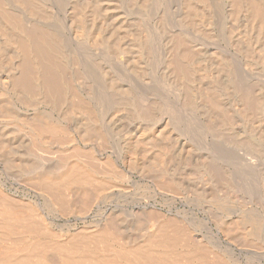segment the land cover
<instances>
[{"label":"bare ground","instance_id":"obj_1","mask_svg":"<svg viewBox=\"0 0 264 264\" xmlns=\"http://www.w3.org/2000/svg\"><path fill=\"white\" fill-rule=\"evenodd\" d=\"M135 116L161 123L145 125L140 120L142 125ZM175 117L183 126H192L189 131L181 130L183 138H192L190 133L210 138L214 149L235 151L243 158L247 154L249 163L256 154L264 157V0H0V121L17 123L28 134L26 140L24 136L20 139L18 128L0 127V162L7 170L26 175L35 170L47 149L48 157L54 151V165L48 164V170L44 167L30 179L48 192V200L61 212L86 215L98 202L97 196L87 187L74 188L76 192L69 187L88 184L98 175L110 182L122 174H137L165 184L170 191L183 190L182 180L187 182L196 171L192 163L197 156L192 146L173 135L181 127H168L167 121ZM74 136L86 145L83 152L77 146H65L70 139L68 144L73 145ZM111 158L117 165L113 166ZM202 160L197 165L206 170L211 161ZM214 166L211 170L215 172ZM216 175H211L213 182L220 180L221 175L219 179ZM196 188L190 193L199 196L202 191ZM219 202L216 207L222 206ZM6 205L3 209L0 205V264H14L11 260L16 256L20 264H40L45 257L36 262L39 259L33 255L44 243L26 239L36 234V225L28 223L29 216L17 207ZM112 215L107 220L112 221ZM223 220L219 219L217 230L225 234L228 222L225 219L223 224ZM145 227L151 235L150 246L156 248L137 249L130 244L126 252L122 247L121 252L115 249L116 254L101 255L96 250L99 247L95 252L90 246L88 250L90 243L85 244L83 237V241L71 240L67 247L63 240L62 264H182L171 253L174 249L168 247L164 230L150 220ZM243 228L238 233L252 238L259 235L257 227ZM6 240L10 244L5 247ZM200 240L194 242L200 244ZM202 250L195 249L198 264H212Z\"/></svg>","mask_w":264,"mask_h":264},{"label":"rangeland","instance_id":"obj_2","mask_svg":"<svg viewBox=\"0 0 264 264\" xmlns=\"http://www.w3.org/2000/svg\"><path fill=\"white\" fill-rule=\"evenodd\" d=\"M163 107L164 106H162L161 108H163ZM163 110L169 111L171 109H169L168 107H164ZM134 118H135V120L138 121V123H140L142 125H144V124L146 125L147 123L150 124V121H151V120H148L146 118H143L144 119L143 120L139 116H135ZM176 119L177 118L175 117L174 119L167 121L168 127H171V124H172V127L173 126L179 127V128L181 127L178 130L179 132L174 130L173 135L180 137L181 141L183 140L182 142H184V141H185V143L187 142L190 146L193 147L192 148V149H194L193 153L196 151L195 153L197 154L196 155L194 153V156L195 157L197 156L195 158V160H196L195 164L196 165L194 163H192V169L194 168L193 170H196L197 172L195 171L194 174L187 177V182H186V178L182 180V182H183L182 184H184V187L182 185L183 190L186 189L185 187H189L190 190L192 189L191 192H194L195 188L197 187L196 189L199 192L202 191L200 194L203 196L204 199L201 198L202 196L200 194H199V196L193 195L190 193V190L187 191V189H186V191L185 190L183 191L182 188H179V190L177 189V191L175 189H172L171 191H173V192L175 191V192L171 193L170 188L168 190L167 187L165 186V184H163V183L160 184L159 182H157V180L155 182V181H153L154 179L152 180V178H149L151 180L146 181V179L145 180L141 179L137 174H135V175H125V174L123 175L122 174L123 176L119 175V176H116L115 178L110 179V182L108 181L109 183L106 182V180H104V178L102 176L98 175L96 177L94 176L92 178L91 182L88 184L74 183V184H71V186L69 187L73 191L75 190L74 188H76V189L79 188V190H80V187L81 188L87 187L88 189H91L89 191L90 192L92 191L91 193L94 195V197L97 196L96 199H98L97 201L100 202V203L96 202L95 204L91 205L90 206L91 208L88 209L89 211H87L86 215L79 216V217L77 216L78 217L77 218L76 216L70 214L69 212H67V213L61 212L62 209L60 210L58 208V206L51 204V201H50L51 198H49V200H48V197H50L49 195H47L48 192L45 193V189L41 188L39 186V184H37L35 179H32V181L30 179V178H32V176H34L38 172H40V171L42 172L44 170V167H45V169L48 170V168H47L48 164L54 165L55 161L53 162V160H54V157L56 156V154H55V156L53 154L54 151H51V154H50V155H52V157L53 156L54 157L53 158L48 157V149H47V152L44 154L45 156L42 154L40 156L41 159L38 160L37 163L35 164V166L37 165V168L34 166L35 170L32 169L33 171L30 173H27L26 175L24 173H20V172L17 173L15 170L14 171L7 170L6 167L3 164H2L3 165L2 166L1 162H0V190H1L0 195H2V196H0V203H3L4 205H6V203H7V205L5 206L7 208H9V206L14 207V208L17 207L16 209H18L20 212L22 211L23 215L27 214V217L28 216L32 217V218L28 217V220H26V221H28V223H30V222L33 223L34 226L36 225L35 226L36 230L38 232L40 230L41 232L37 233V231H36V234H35L36 236L35 235L34 236L33 235L26 236V239L28 241L37 240L36 242H38V244L39 243L45 244V242H46V245L41 244L42 250L41 249L40 250H41L42 256L40 255V250H39V253L36 252L37 255L36 254L33 255L36 257V260H38V259L39 260L36 261L35 257H33V256H32L33 257L32 260L39 262L41 259L44 260L43 257H45L44 261L47 264L48 263L49 264H51V263L62 264V260H61V257H62L61 247L62 246H61V244L63 245L65 243L66 244L65 247H67V245L71 242V240L73 241L74 239H75V241H83L82 239H84V242H85V240H87L85 244L90 243L89 245H86V246H88L87 249L90 250V247H93V248H91V251H92V249H94L93 252H95L97 250L98 254H101V255H103V254L106 255V253H111V252L112 253L114 252V254H116V251L118 252L120 250L119 252H121V250H123L122 247L125 248L124 252H126L129 250L130 244H131L132 248L138 247L139 249H142L144 247L146 248L147 246L149 247L151 244V242H150L151 241L150 240L151 235L149 236L150 233L147 231V228L145 226H146V223H148L150 220L151 222H155L156 224H158V226H159L158 229H162V231L164 230L163 232H164V234L166 236V240H167L166 243L169 244L168 247L170 248V250L172 247L174 249V250H171V253L173 251L172 254L178 256L180 258L179 261L182 264H188V263L194 264V262H195V264H198L196 253H195V249H197V248L201 249V250L203 249L202 251H203V253H205L203 255L205 256L206 260L212 264H264V232H263L264 231V190H263L264 189V178H263L264 177L263 176L264 175V173H263L264 172V166H263L264 165V163H263L264 157L262 156L263 158L262 157L259 158L261 155L259 154L257 156V154H256L253 156V158L251 160L255 161L257 158L258 162L256 161V163H255L254 161L252 162L250 160V163H251L250 164L249 160L247 162L246 161L247 159H245V157L248 156L247 154L243 158L242 157L243 154L240 153L241 154L240 155L238 152L235 153V151H231V150L227 151V149L225 151V149H223V148L220 149L217 146L214 149L215 145L212 144L210 138L209 139L207 138L205 140V138H201L204 136L196 134L198 136L194 137L195 134H191V133H190V135L192 138H189L190 136L189 137L185 136V138H183L182 135L184 134V131L182 132L181 130L187 129V131H189L192 129V126L191 125H185L187 127L186 128L185 126H183L184 123L181 120H180L181 122H179V119H177L178 121ZM140 120H142L145 123L143 124V122L142 121L140 122ZM156 120L157 121L152 120L151 123L159 126L158 124H160L161 122H159L158 119H156ZM2 121H0V127H7L10 129L13 128L15 130H16V128H18L17 134L18 133H19V135L21 134L19 136V138L21 139V136L22 137L24 136V138L26 140V138L28 137V134H26V130L22 129L21 125L14 123V122H10L9 120H6V121L2 120ZM137 121H135V122H137ZM172 121H174V123ZM178 122L181 125H179ZM169 123H170V125H169ZM131 124H133V123H131ZM16 125L18 127H16ZM186 134H188V133H186ZM25 135H27V136H25ZM24 138H22V139L24 140ZM72 138H73L72 143H73V140H75L73 145L68 144L71 140L70 139L68 141V143L65 144V146L69 147L70 149H73L74 147L76 148V146H77L76 149H78V147H79V150H81L83 152V150H85L83 148H85L86 145L84 143L78 141L75 136ZM188 139H191V140H188ZM202 139L205 140L206 142L204 143V141H202ZM68 145H70V146H68ZM208 146H210L211 148ZM218 148L220 149V152H219ZM197 149H199V150H197ZM19 151L22 152V150H20V149H19ZM221 151H224V153ZM227 152H229V153H227ZM46 155H47V157H46ZM206 155H207V157H206ZM233 155H235V156H233ZM198 156H200L199 160H198ZM210 156H212V157H210ZM238 156L242 157V159L241 158L237 159ZM255 156H256V158H255ZM203 157H204V159L207 158L208 162L209 161L212 162V163L207 162L208 163V168H207L208 170L207 169L205 170V168L203 166H201L203 163L202 162ZM246 158H248V157H246ZM110 160L112 162L114 159L111 158ZM197 161H200V163L202 162L201 165L200 164L197 165L198 164ZM205 161L206 160H204V163H205ZM213 161H214V163H213ZM245 161H246V165H245ZM238 162L240 164H242L244 162V164L238 165ZM221 163H222V165H219ZM254 163L257 165H255ZM112 164H113V166L117 165L115 163V161H113ZM193 164H194V166H193ZM209 164L212 166H214V164H216V166L218 165V167H220V166L223 167L224 170H222L221 167H220L221 169L217 167L218 168V170H217L216 167L214 166V169L218 171L217 175H221V176H219L220 177L219 181L218 180H216L214 182L212 181L213 177H211V175L212 176L216 175L217 171H215V172L212 171L211 170L212 166L210 168ZM253 164H254V168H253ZM258 164H259V166H258ZM250 165H252V166H250ZM261 165H262V167H260ZM256 166H258V167H256ZM115 168L118 169V167H115ZM262 168H263V170H262ZM201 170H202V172L199 173V171H201ZM210 170L213 172V174ZM208 171H210V172H208ZM223 171H225L227 174ZM256 172H257V174H256ZM223 173L226 175L224 176ZM222 174H223V176H222ZM231 174H233V175H231ZM260 174H261V176H263L262 177L263 179L260 178L261 177ZM217 175L215 176L216 178L218 177ZM257 175H259V177ZM120 176H122V177H120ZM126 177H128V178H126ZM219 177L217 179H219ZM225 177L228 180H226ZM221 178H223V179L225 178L226 181L225 180L221 181ZM259 178H260V180H259ZM26 180H27V182H26ZM103 180H104V182H103ZM100 182H102L103 184ZM216 182L218 184H216ZM219 182H221V183L219 184ZM29 184H31V185H29ZM153 184H154V186H153ZM190 185L191 186L193 185L192 188L190 187ZM194 185H195V187H194ZM116 186H118V187H116ZM193 187H194V190H193ZM198 187H199V189H201V188L203 189V187H205L206 189L199 190ZM217 188H221V189H217ZM220 191H225L224 193L221 192L224 194V197H222V194L220 193ZM75 192H76V190H75ZM186 192L190 193V195L187 194ZM169 193H171V194H169ZM202 193L203 194L206 193L205 195L206 196L208 195V196L206 197ZM172 194H173V196H172ZM211 195H212V198H211ZM261 195H263V196H261ZM196 196L199 199H197ZM104 199H105V201L103 202ZM210 199H211V201H210ZM212 199H213L214 203H211V202H213ZM220 199H221V201H220ZM195 201H197V203H194ZM202 201H203V203H202ZM199 202H201V203H199ZM218 202L222 206L216 207ZM208 203H209V205H206ZM3 204H0V205H2L1 206L2 209L4 206ZM8 204H11V205H8ZM188 204H190V205H188ZM191 205H193V206H191ZM53 206L56 207L55 210H54ZM21 207H23V208H21ZM195 207H197V208H195ZM104 208H106V209H104ZM57 209H59L60 211ZM213 210H216V211H214V214L212 213ZM58 211H59V213H57ZM110 213H113V215L110 216V218H114V219H116V221H113L114 219H112V221H111V219H110V221L107 220ZM216 213H217V216H216ZM177 216H179V217H177ZM219 216H220V218H219ZM26 218H24V219H26ZM218 218L220 220L226 219L225 220L226 223L228 222L227 223L228 226L225 225V227L227 226L225 228L226 233H227V234L226 233L225 234L227 235V237L224 233H220L217 230V226H218V224H220V221ZM260 219H261V221H260ZM154 220H157L159 223L157 221H154ZM224 220L221 221V223L223 222V224H226ZM241 220H242V222H240ZM160 221L163 223V225ZM213 221H215V222H213ZM253 221H256L255 224H253L254 223ZM109 222L111 224H109ZM216 222H217V225H216ZM232 222L235 226L232 224ZM238 223L239 224L242 223V225L241 224L239 225ZM160 225H161V227H160ZM229 225H230V227H229ZM251 226H252V228L257 227V229H259L258 231H260V232H258L259 235L257 234L258 237L256 235V236H254L256 238H252L246 234L242 235L241 233H238V231L241 232L240 230H242L243 227H246L249 230L251 228ZM173 227H174V229L172 230L171 228H173ZM231 227H232V229L234 227H236L234 229H237V231L232 230ZM132 228H134V229H132ZM95 229H97V230H95ZM227 229H228V231H227ZM229 230H230V232H229ZM88 232L91 234H86ZM236 232L238 234H235ZM76 233H78V235H81V236L77 237ZM114 233L116 234V236L114 235ZM83 234H85V236H88V238L87 237L84 238ZM213 234H214V236H213ZM106 235L108 238L105 237ZM120 235H121V237H120ZM144 235L148 238H146ZM54 236H55V238H54ZM232 236H233V238H232ZM50 237H52V238H50ZM112 237H113V239H109ZM115 237H117V238H115ZM122 237L125 239H123ZM168 237H169V239H168ZM243 237H245V238H243ZM76 238H77V240H76ZM197 238L199 240H200V238L201 239L203 238V241L200 240V241H202L201 242L202 244L201 243L197 244L194 242V240H197ZM120 239H123V240H120ZM146 239L148 240V242ZM233 239H234V241H233ZM13 240L14 239L11 238V240L10 241L8 240V241L12 242ZM63 240H64V243H63ZM56 241H58V242H56ZM60 241H62L61 244H60ZM88 241H90V242H88ZM91 241H93V242L91 243ZM129 241H131V242H129ZM141 241L142 242L144 241V242H143V244L140 245V243H142ZM5 242L7 243V244L3 243V245L5 247H6V245L10 244L9 242H7V240ZM97 242H99V244ZM138 242H140L139 243L140 247L138 245ZM55 243L57 244V246H54V245H56ZM174 243H175V245H173ZM58 244H60V248H59ZM91 244H92V246H91ZM132 244L134 247L132 246ZM122 245H124V246H122ZM126 245H128V246H126ZM145 245H147V246H145ZM103 246L105 249L103 248ZM110 246H112V247H110ZM151 246H153V248H154L155 245H151ZM202 246H203V248H202ZM56 247H58V248H56ZM65 247H62L63 251H64ZM98 247H99V249H96ZM209 247H210V249H209ZM43 248H45V249H43ZM106 248L108 250L110 248H112L113 251H111V249L108 251ZM155 248H156V246H155ZM115 249H117V250L115 251ZM47 250H49V251H47ZM50 251H51V253L54 251L53 252L54 254L53 253L51 254ZM42 252H44V253H42ZM43 254H45V255H43ZM48 254H50V255H48ZM38 255L40 256V258ZM49 256H51V257L49 258ZM53 256L55 257L54 259H53ZM15 258H12L11 261L14 264H16V263L18 264V262L20 264L21 258L20 257H17L16 259ZM17 259H19V261ZM193 260H195V261H193ZM44 261L42 262V260H41L40 262L42 264L43 263L45 264ZM52 261H54V262H52ZM182 261L183 262L187 261V262L183 263Z\"/></svg>","mask_w":264,"mask_h":264}]
</instances>
